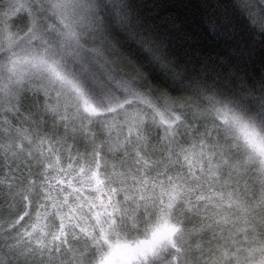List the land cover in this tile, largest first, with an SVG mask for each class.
Segmentation results:
<instances>
[{"label": "snow or ice", "instance_id": "snow-or-ice-1", "mask_svg": "<svg viewBox=\"0 0 264 264\" xmlns=\"http://www.w3.org/2000/svg\"><path fill=\"white\" fill-rule=\"evenodd\" d=\"M163 7L0 0V264H264V7Z\"/></svg>", "mask_w": 264, "mask_h": 264}, {"label": "trees", "instance_id": "trees-1", "mask_svg": "<svg viewBox=\"0 0 264 264\" xmlns=\"http://www.w3.org/2000/svg\"><path fill=\"white\" fill-rule=\"evenodd\" d=\"M134 2L137 5H151L153 3V0H134ZM157 4H161L164 7L162 9H157L156 12L164 13L166 14L167 18H177L183 19V14H185V8L184 5L186 3H189V0H155ZM192 3H198L199 0H191ZM145 11L148 15L156 14L155 12L148 11L147 8H145ZM193 10L189 9L188 14H190ZM164 18V16H162ZM180 45H183L186 49L191 46L195 45L197 43H200L201 45L207 44L211 46L213 44V41L209 38L207 34H204V31L202 28H197L195 24H192L191 26H186V32L184 34V40H181L178 42ZM209 51H212V48L209 47ZM219 52V49H215L213 52V55L215 56L216 53ZM257 69H260V65L257 64L255 66ZM264 71V69H261Z\"/></svg>", "mask_w": 264, "mask_h": 264}, {"label": "rangeland", "instance_id": "rangeland-1", "mask_svg": "<svg viewBox=\"0 0 264 264\" xmlns=\"http://www.w3.org/2000/svg\"><path fill=\"white\" fill-rule=\"evenodd\" d=\"M256 5H257V6H260V7H264V5H262V4L260 3V0H256Z\"/></svg>", "mask_w": 264, "mask_h": 264}]
</instances>
